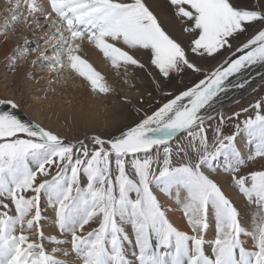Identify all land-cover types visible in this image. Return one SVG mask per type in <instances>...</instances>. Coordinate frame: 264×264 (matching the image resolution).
<instances>
[{"label": "snow or ice", "instance_id": "1", "mask_svg": "<svg viewBox=\"0 0 264 264\" xmlns=\"http://www.w3.org/2000/svg\"><path fill=\"white\" fill-rule=\"evenodd\" d=\"M10 2L15 26L46 25L14 65L35 53L37 71L107 98L117 88L92 51L124 85L142 73L152 90L135 120L82 137L0 98V264H264V97L223 111L264 83V0H167L179 35L149 0Z\"/></svg>", "mask_w": 264, "mask_h": 264}, {"label": "rangeland", "instance_id": "2", "mask_svg": "<svg viewBox=\"0 0 264 264\" xmlns=\"http://www.w3.org/2000/svg\"><path fill=\"white\" fill-rule=\"evenodd\" d=\"M149 2L153 6L155 5L154 6L155 10L158 8L156 10V11H158V13L160 11V13L161 14L163 13L165 16H166L165 13H169V11H170L168 8L167 0H152V2H151V0H149ZM157 5H158V7H157ZM14 11L15 10L13 8L12 2L9 1L7 3V0H0V36L3 35V32L8 34V31L12 30L13 27H15V31H13V30L11 31L12 34L15 33L14 37L11 39L13 41L12 43H14V47L9 50V54L5 58L1 59L2 61L0 60V85L4 86L5 91H6V92H3L2 89L0 88V98L16 99L17 102H19L23 105L21 107L20 111L26 118L32 119V120L40 123L42 126L45 125L48 127L56 128L57 130H59L61 132H64L65 131L64 127H66L67 133L69 134V136L76 135V136L82 137L86 133L106 132V131L115 129L117 127H121L125 124H128V123H130L136 119L135 113L133 111V106L134 105L138 106V101L141 99L142 96L147 100L146 93L148 91L152 90L151 82L142 73L139 74V77H137V75L134 73V75L132 77H129V79L133 83H135L136 87H132L131 84L124 85L122 82L119 81L118 78L113 77V73L110 69V66L107 63H105L103 65V68H97V69L107 77L110 84H112L114 87L117 88V92L115 94L110 95L107 98H104V99L102 97L99 98L97 96L95 98H96V101L98 100V98L103 99V102L107 106L106 108H109L110 110L113 109L114 111L116 110L117 112L115 111L116 112L115 117H113L111 115L112 111H109L108 113L109 114L111 113V114L108 116L106 115L107 120L106 119H105V121L100 120L97 123L96 128H94V129H87L86 127L81 128V129L75 128L76 126H75V123L72 119V118H74L73 114H71V115L66 114V117L61 119L62 127H59V126L55 127V123L53 124L49 121H46L45 119L39 120L38 116L36 115L37 114L36 108H40V105H43V102H39V101L37 102V100L35 98L33 99V96H34L33 94H42L43 96L46 95V97H48L49 100H54L56 103L57 102L59 103V100L60 99L63 100V98H64L63 102H64V106H66L64 108L69 109V110L75 106L76 102L79 103L80 101L78 99L79 97L75 94L73 88L69 87L68 84L65 85L63 82L55 79L56 76L53 77L51 80H49V82L47 81V78H49L50 76L47 75V76H45L46 78H42V81H43L42 84L43 85L35 79H29L30 74L32 76H36L39 73H41L40 71H37L36 68L32 67V65L30 63L31 60L37 59V56L35 53H33L28 58V61H25V63H26L25 66H27L28 68L26 67V72H25V75L23 77V80L20 83L19 82L16 83L17 82L16 80H14V81L12 80L13 81L12 83L8 82L9 78L14 73L13 70L15 69L16 64L18 62H20V60H19L14 65L13 64V57H15L17 54L16 50L18 48H21L24 46L25 38H27V40L29 42H36V41H42L43 37L45 36V35L34 34V31H29L30 37H28L29 35L27 36L23 32V29H21L18 26H15L14 22L11 20V15L13 14ZM8 20H10V21H8ZM7 21L9 22V24L7 23ZM174 22L175 23L170 24L172 27V30H173V34L179 35L181 25L176 20ZM41 48H43L42 44H41ZM41 48H40V50L43 51L44 49H41ZM5 74L7 75V77L6 76L4 77ZM196 78L197 77H195V76H191L188 79H186L185 83H187L188 80H194ZM53 81H54V84H52ZM260 83H261V81L259 80V78H257L255 80H253L252 85L248 89L240 90L234 94H229V96L226 98H229L230 95H231V97H230V99H228L229 101L228 100H226L227 102L223 101V106H226L227 104H231L232 102H234V103L232 105H227V107H225L223 109L225 114H229V113L234 112V111H239L240 108L248 106L249 104H251V103L255 102L257 99H259L260 97H264V83L262 85H260V87L256 91L252 92L247 97H244L254 86H257ZM47 84H48V86H47ZM44 87H47V88L44 89ZM60 89H61V91H59ZM9 93L12 94L11 97H10L11 94H9ZM235 94H236V98L233 99L234 98L233 95H235ZM121 96H127L128 99L132 103L131 104H123L119 99V97H121ZM40 97H42V96H40ZM52 97H54V98H52ZM72 97L75 99L76 102L71 104V102L73 101ZM65 98H67V99H65ZM69 99H71V100H69ZM115 100H117L118 102L115 103ZM237 100H238V102H237ZM66 102L69 104H67ZM114 105H115V108H114ZM145 107H147V104L145 105ZM41 112H44V111L42 110ZM67 117H71V118L68 119ZM47 122H48V124H47ZM68 126H71V131H69ZM226 131H230V129H226ZM259 166L260 165L258 162H252L249 164V167H257L258 168ZM217 179H219L221 181V183H223L225 185V187L227 188V184H228V177L227 176L221 175V176H218ZM228 190H229V194L233 197V199L236 201V203L241 208H245V204H244L243 199L241 197H239L231 189H228ZM166 203H170V202H166Z\"/></svg>", "mask_w": 264, "mask_h": 264}, {"label": "bare ground", "instance_id": "3", "mask_svg": "<svg viewBox=\"0 0 264 264\" xmlns=\"http://www.w3.org/2000/svg\"><path fill=\"white\" fill-rule=\"evenodd\" d=\"M10 0H7V3L9 2ZM152 2V0H151ZM154 4V3H153ZM160 4V3H159ZM12 6V5H11ZM155 6V5H154ZM153 6V7H154ZM158 7V5H157ZM163 8V7H162ZM158 9V8H157ZM156 9V10H157ZM163 10V9H162ZM161 10V11H162ZM158 12V11H157ZM165 12V11H164ZM170 12V11H169ZM160 13V11H159ZM163 14V13H162ZM166 16H167V21L169 24H173L175 23L174 19L171 18L170 15H168L169 13H165ZM10 19V18H9ZM10 21V20H8ZM7 21V23L9 24V22ZM11 23V22H10ZM4 24V23H3ZM46 27V25L44 27H41V28H38V29H35L34 31V34H37V35H45V31H44V28ZM12 30H9L8 31V34L3 32V35L0 36V60L5 58L8 54H9V50L12 49L14 47V43H12L13 41L11 40L15 33L12 34L11 32ZM23 32L28 36L30 37V33L28 30H25L23 29ZM17 33V32H16ZM9 35V36H8ZM41 49H44V48H41ZM88 57L89 59L91 60V62H93L94 66L96 68H103V65L106 63L102 57L101 54H98L96 52H92V51H89L88 53ZM2 61V60H1ZM25 61L23 60H20V62H18L16 64V67L15 69L13 70L14 73L13 75L9 78V81L10 83H12L14 80H16L17 82L16 83H20L22 80H23V77L25 75V72H26V67L25 66ZM28 68V67H27ZM98 70V69H97ZM106 70V69H105ZM50 76L49 78H47V81L49 82V80H51L53 77H55L56 75L54 73H50V72H41L39 73L38 75L34 76L35 77V80H37L38 82H40L41 84L43 83L42 81V77H45V76ZM7 77V75L5 74L4 77ZM7 79V78H6ZM56 79V77H55ZM54 79V80H55ZM8 80V79H7ZM13 80V81H12ZM54 84V81L53 83ZM51 84V85H52ZM61 84V83H60ZM12 85V84H11ZM30 85V84H29ZM43 85V84H42ZM50 85V84H49ZM69 87L73 88L75 94L79 97V103H77L75 101V99L72 97V103H75V106L73 108H71L70 110L69 109H65L64 107V98L63 100L60 99L59 100V103L55 102L54 100H49L48 97H46V95H42V94H33V99L35 98L37 100V102H43V105H40V108H36L37 109V116H38V119L41 120V119H45L46 121H49L51 123H55V127H62V123H61V119L66 117V114L67 115H71L73 114L74 118L73 121L75 123V128L77 129H81V128H84L86 127L87 129H94L96 128V125L97 123L100 121V120H104L106 119V115H110L108 112L109 111H112V116L115 117L116 115V112L112 109L110 110L109 108H106L107 106L105 105V103L103 102V99H99L100 97L98 98V100L96 101V96H92L90 95L89 93V90L87 89V87H85V85L83 83L80 82V80L77 78L74 82H69ZM48 86V84H47ZM54 86V85H53ZM52 86V87H53ZM257 86H260L259 84ZM253 87V86H252ZM251 87V88H252ZM0 88L2 89L3 92H6L5 91V88L4 86L0 85ZM47 87H44V89H46ZM58 88V87H57ZM56 88V89H57ZM250 88V89H251ZM32 90V89H31ZM51 90V89H50ZM58 90V89H57ZM61 91V89L59 90ZM249 91V90H248ZM55 92V91H54ZM8 93V92H7ZM41 93V92H40ZM44 93V92H43ZM58 93V92H57ZM240 93V92H239ZM11 94V93H9ZM242 94V93H241ZM240 95V94H239ZM12 96V94L10 95V97ZM42 96V97H40ZM73 96V95H72ZM235 99L236 98V94L233 95ZM232 96V97H233ZM62 97V96H61ZM231 97V95H230ZM229 98H226L224 101L230 99ZM54 98V97H52ZM71 98V97H70ZM76 98V97H75ZM243 98V97H242ZM67 99V98H65ZM71 100V99H69ZM68 101V100H67ZM229 101V100H228ZM238 101V100H237ZM118 101L115 100V103H117ZM227 102V101H226ZM67 103V102H66ZM234 102H232L233 104ZM69 104V103H67ZM121 104V103H120ZM119 104V105H120ZM226 104V103H225ZM108 105V104H107ZM118 105V104H117ZM114 108H115V105H114ZM44 111V112H41V111ZM115 112V113H114ZM72 116V117H73ZM68 119H70L71 117H67ZM65 120V119H64ZM107 120V119H106ZM70 123V122H69ZM108 123V122H107ZM48 124V122H47ZM45 126V125H44ZM64 127V126H63ZM65 131L64 132H67V128L64 127ZM161 199L165 200V202H170L167 200L166 197H161ZM172 219L180 226V227H183V222L181 220V216H180V213L179 212H176V213H173L172 214ZM87 230V229H86Z\"/></svg>", "mask_w": 264, "mask_h": 264}, {"label": "water", "instance_id": "4", "mask_svg": "<svg viewBox=\"0 0 264 264\" xmlns=\"http://www.w3.org/2000/svg\"><path fill=\"white\" fill-rule=\"evenodd\" d=\"M263 83L261 82L259 85H262ZM260 86H254L247 94H246V96H244V97H247L249 94H251L252 92H254L256 89H258ZM227 105H232V103L231 104H227ZM227 105L226 106H223V109L225 108V107H227Z\"/></svg>", "mask_w": 264, "mask_h": 264}]
</instances>
